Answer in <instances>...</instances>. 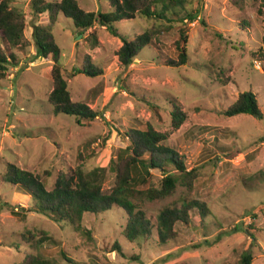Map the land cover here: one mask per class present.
I'll use <instances>...</instances> for the list:
<instances>
[{"label":"rangeland","instance_id":"obj_1","mask_svg":"<svg viewBox=\"0 0 264 264\" xmlns=\"http://www.w3.org/2000/svg\"><path fill=\"white\" fill-rule=\"evenodd\" d=\"M31 1L11 0L26 16L28 46L14 49L17 66L0 76V264L21 263L28 255L53 264H238L248 252L252 264H264V119L225 115L245 91L256 94L264 112V63L253 56L263 46L262 0H181L171 29L157 35L128 67L117 56L119 37L96 25L99 43L94 47L89 32L80 34L73 20L62 18L53 33L65 76L73 100L98 113L94 120L54 114L48 102L53 61H33ZM78 2L89 12L110 9L106 0ZM47 21V15L38 19ZM153 25L158 26L155 20L138 16L118 28L132 35ZM182 31L189 61L173 68L168 63L178 59ZM87 60L103 74L73 76V69ZM174 104L187 115L178 129L172 122ZM148 125L168 134L166 145L199 173L191 188L179 183L174 194L141 202L142 209L156 222L168 206L197 200L208 207L204 219L195 210L191 224L178 223V238L166 244L159 242L155 228L150 238L129 241L125 214L117 208L86 217L91 237L75 232L67 222L31 211L30 196L2 180L9 163L40 175L50 190L61 174L78 167L109 169L128 145L126 133ZM152 173L159 184L162 172ZM113 176L109 171L105 191L112 188ZM7 205L26 217L15 216ZM29 235L31 241L50 238L35 250L25 243Z\"/></svg>","mask_w":264,"mask_h":264},{"label":"trees","instance_id":"obj_2","mask_svg":"<svg viewBox=\"0 0 264 264\" xmlns=\"http://www.w3.org/2000/svg\"><path fill=\"white\" fill-rule=\"evenodd\" d=\"M109 4L108 12H89L84 10L78 0H32L31 14L34 19L32 40L36 49L33 59H52L51 76L53 88L48 102L53 106L55 115H70L79 119L94 120L98 117L90 106L82 102H75L65 76V68L61 62L62 49L56 42L53 28L62 18L74 21L80 34L89 32L92 46L96 47L99 40L95 33V26L100 25L113 36L119 37L122 46L117 51L121 65L128 67L134 63L140 53L158 38L162 31H169L172 23L176 22L175 8L181 0H106ZM264 5V0H262ZM47 15V23L40 24L38 19ZM138 16L153 19L157 25L140 34L123 35L118 24L123 21H134ZM191 22L195 17L190 16ZM183 22V20H180ZM27 20L25 14L17 7L12 6L11 0H0V76H4L9 66H17V57L14 49H25L28 42L25 38ZM188 37L182 31L177 41L179 52L177 60L168 63L173 68L184 66L189 61L187 47ZM256 60L264 63L263 46L254 53ZM103 74L100 68L87 60L82 67H75L73 76L86 75L98 77ZM173 127L180 128L186 121L187 115L177 105H173ZM247 114L263 120L257 96L252 91L239 94L237 100L225 110L228 117ZM128 145L122 148L117 160L112 161L111 167H96L85 171L82 167L70 173H63L55 182L53 189H48L40 175L24 170L15 164H8L2 177L4 183L16 187L20 192L31 198L32 209L36 213L46 215L57 223L67 222L75 232L91 237V230L85 225L89 215L99 216L117 208L124 212L126 218L125 237L135 242L142 238H150L153 228L158 240L166 244L178 238L177 224L189 225L192 223V212L199 211V216H207L208 207L197 200L183 203L180 207L168 206L160 211L156 222L148 217L141 207L143 201H155L166 198L175 193L179 183L191 188L198 177V169L187 167L184 155L177 149L166 145L168 134L159 132L152 125L146 129H130L126 133ZM155 170L162 172L159 184H154L152 173ZM113 176V185L104 190V183L108 172ZM15 216L26 217L7 205ZM35 250L50 237L46 236L39 241H31L32 236L23 237ZM119 251L121 249L119 248ZM66 256V255H65ZM252 253L241 255L238 264H252ZM69 263L75 262L66 256ZM17 264H53L40 255H28ZM181 264H189L183 262Z\"/></svg>","mask_w":264,"mask_h":264}]
</instances>
